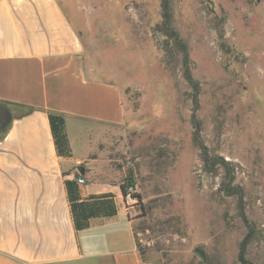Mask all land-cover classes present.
<instances>
[{"label": "rangeland", "instance_id": "374dc122", "mask_svg": "<svg viewBox=\"0 0 264 264\" xmlns=\"http://www.w3.org/2000/svg\"><path fill=\"white\" fill-rule=\"evenodd\" d=\"M56 2L92 75L123 87L125 124L67 119L65 129L74 158L89 143L114 180L132 182L143 256L239 264L243 243L247 261L264 264V0ZM7 112L0 106V121ZM61 135L67 142L64 118Z\"/></svg>", "mask_w": 264, "mask_h": 264}, {"label": "crops", "instance_id": "0c3cea01", "mask_svg": "<svg viewBox=\"0 0 264 264\" xmlns=\"http://www.w3.org/2000/svg\"><path fill=\"white\" fill-rule=\"evenodd\" d=\"M86 63L56 0H0V264H155L138 251L112 165L89 143L73 157L67 119L126 123L123 87ZM48 113L64 118L68 153L58 152Z\"/></svg>", "mask_w": 264, "mask_h": 264}, {"label": "trees", "instance_id": "16d2710c", "mask_svg": "<svg viewBox=\"0 0 264 264\" xmlns=\"http://www.w3.org/2000/svg\"><path fill=\"white\" fill-rule=\"evenodd\" d=\"M169 12H168V8L166 6H163V12H162V25L164 27V31H165V35L167 37H170L171 39H173L175 41V43L178 44L179 47V52L181 55V62H182V66L184 68V79L186 80V82L190 85H193V87H195V84L193 83L192 77L189 73V69H188V64H189V59H188V54H187V49H186V45L178 38V36L172 32L169 29ZM48 119L50 122V127H51V131L52 134L54 136L56 145L58 146V152L60 153V155L63 154V152H67L62 150V147L66 146V142L64 139V136L61 135V127L63 126V118L62 116L58 115V114H54V113H48ZM197 135H195L194 140H197ZM67 189L68 192L70 193V198L71 197V193L72 190H74V184L73 183H67ZM133 186L132 182L130 180H124L122 181V183L120 184V191L122 196L125 195L126 193V189L127 188H131ZM133 197L138 198L139 196L133 194ZM244 245L242 243L238 255H237V261L239 264H250L247 259L245 258V249H244ZM142 259L144 261H149L148 259H146L143 256V253L140 251V249H138Z\"/></svg>", "mask_w": 264, "mask_h": 264}, {"label": "built area", "instance_id": "2783aa9c", "mask_svg": "<svg viewBox=\"0 0 264 264\" xmlns=\"http://www.w3.org/2000/svg\"><path fill=\"white\" fill-rule=\"evenodd\" d=\"M77 183L79 185H83L84 184V180L82 178H78L77 179ZM122 200H123V204L126 208H130L132 209L134 207V205L137 202V198L133 197V193H132V189L131 188H127L126 189V193L124 196H122Z\"/></svg>", "mask_w": 264, "mask_h": 264}]
</instances>
